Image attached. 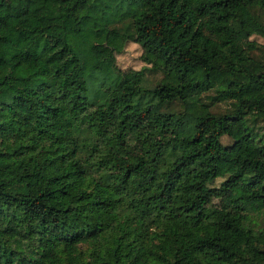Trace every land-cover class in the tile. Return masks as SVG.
<instances>
[{
  "label": "trees",
  "instance_id": "1",
  "mask_svg": "<svg viewBox=\"0 0 264 264\" xmlns=\"http://www.w3.org/2000/svg\"><path fill=\"white\" fill-rule=\"evenodd\" d=\"M81 1L0 0V264H264V0Z\"/></svg>",
  "mask_w": 264,
  "mask_h": 264
},
{
  "label": "rangeland",
  "instance_id": "2",
  "mask_svg": "<svg viewBox=\"0 0 264 264\" xmlns=\"http://www.w3.org/2000/svg\"><path fill=\"white\" fill-rule=\"evenodd\" d=\"M90 0H82L76 5L74 12L68 15L62 16H34L26 17L23 19V24L26 27H32L35 25L41 26L44 28L45 32L50 35L60 33L63 30L68 29L71 26L73 18L78 17L84 12L86 5ZM233 26L238 28L240 24L244 25V29L249 32V40L254 41L260 46H264V30L257 26L253 20L246 15L242 10L240 11L239 16L233 21ZM228 54L232 61H238V54L233 48H227ZM140 47L136 43L127 42L119 54L115 55V64L120 70L132 69L139 70L144 66L143 62L140 59ZM194 76L198 79L203 78V74L200 70L195 69ZM218 76L221 79L223 84L228 83L232 80L231 75L227 71L218 72ZM153 78L152 73L147 74V78ZM154 78H157L155 75ZM224 107L223 104H219L215 110L220 111ZM257 120V121H256ZM253 121V127L258 134H262L264 138V122L256 119ZM222 145H227L230 143V139L223 136L220 139ZM220 180H214L213 184H217Z\"/></svg>",
  "mask_w": 264,
  "mask_h": 264
}]
</instances>
